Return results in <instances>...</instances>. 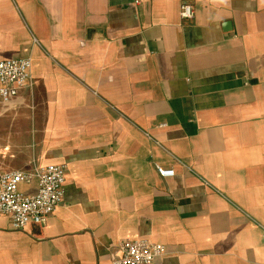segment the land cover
Listing matches in <instances>:
<instances>
[{"label": "crops", "instance_id": "obj_1", "mask_svg": "<svg viewBox=\"0 0 264 264\" xmlns=\"http://www.w3.org/2000/svg\"><path fill=\"white\" fill-rule=\"evenodd\" d=\"M13 58L31 86L0 102V171L67 172L45 224L0 217V264H111L141 239L154 264H264V0H0Z\"/></svg>", "mask_w": 264, "mask_h": 264}, {"label": "built area", "instance_id": "obj_2", "mask_svg": "<svg viewBox=\"0 0 264 264\" xmlns=\"http://www.w3.org/2000/svg\"><path fill=\"white\" fill-rule=\"evenodd\" d=\"M194 8L188 2H181L179 18L191 20ZM31 86V60L13 58L0 61V102L9 105L19 92ZM162 178L174 176L173 170L155 168ZM67 167L47 165L30 172L0 171V217L9 221L13 231L24 230L28 226H39L47 222L63 199ZM36 184L33 192L23 188ZM264 244V228H262ZM166 254L163 245L148 240H125L112 257L111 264H154Z\"/></svg>", "mask_w": 264, "mask_h": 264}]
</instances>
